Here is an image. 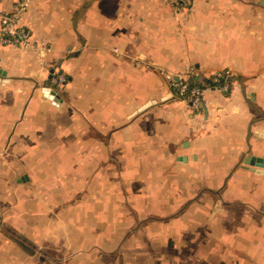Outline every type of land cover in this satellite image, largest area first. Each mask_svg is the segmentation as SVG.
<instances>
[{
	"label": "crops",
	"instance_id": "1",
	"mask_svg": "<svg viewBox=\"0 0 264 264\" xmlns=\"http://www.w3.org/2000/svg\"><path fill=\"white\" fill-rule=\"evenodd\" d=\"M29 1L32 45L0 41V264H264V0Z\"/></svg>",
	"mask_w": 264,
	"mask_h": 264
},
{
	"label": "built area",
	"instance_id": "2",
	"mask_svg": "<svg viewBox=\"0 0 264 264\" xmlns=\"http://www.w3.org/2000/svg\"><path fill=\"white\" fill-rule=\"evenodd\" d=\"M29 0H20L16 2L10 11L0 6V41L6 44H13L19 47H29L32 45V31L23 26L21 17L29 7ZM181 7L187 6V0H177ZM178 6V5H177ZM179 7V6H178ZM231 71H217L213 73L212 82L215 87L224 91L230 89L229 78ZM66 77L59 74L52 78V82L63 84ZM172 85L176 88L179 96L187 102L189 107L195 113H202L204 110V95L200 85L192 83L188 78L172 80Z\"/></svg>",
	"mask_w": 264,
	"mask_h": 264
},
{
	"label": "water",
	"instance_id": "3",
	"mask_svg": "<svg viewBox=\"0 0 264 264\" xmlns=\"http://www.w3.org/2000/svg\"><path fill=\"white\" fill-rule=\"evenodd\" d=\"M1 74L5 73L3 71H0ZM248 163L252 164V165H257L259 167H264V158L262 157H251L248 160Z\"/></svg>",
	"mask_w": 264,
	"mask_h": 264
}]
</instances>
